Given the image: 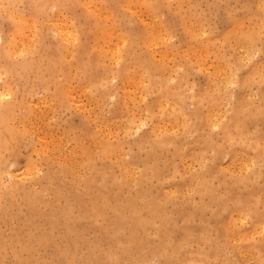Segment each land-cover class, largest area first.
Returning <instances> with one entry per match:
<instances>
[{
	"label": "rangeland",
	"instance_id": "obj_1",
	"mask_svg": "<svg viewBox=\"0 0 264 264\" xmlns=\"http://www.w3.org/2000/svg\"><path fill=\"white\" fill-rule=\"evenodd\" d=\"M137 1L140 2H138L139 5L137 4L136 6L138 8L135 9L136 10L135 13H133L134 10L128 13L125 10V8H123L127 4L122 5L123 6L122 10L128 13V15H130V13H133L135 15V16L133 15L134 20L130 18L132 23L133 22L143 23V21L144 22L146 21L145 22L146 24L147 23L152 24L153 21L151 22L150 20H152L153 16L151 14L150 16H148L146 15L147 13L145 14L139 11V8L140 10L142 9L141 6H143L144 0H137ZM25 2L26 0H20L17 3L19 10L25 8L26 6ZM148 2L149 0H146V3ZM168 2L169 0H163L164 3L163 5H166L165 3ZM170 2L169 4L166 5V7L162 6V8L159 10L160 13L159 12L157 13L158 17L156 16L155 17H156V22L157 23L161 22L164 25V27L167 29V31L170 33V35L166 36V38L167 37L169 38V41L166 38L165 41H167V43L171 45L173 49L179 48V51H182V53L185 54L183 55V59L180 61V65L182 68L178 70L177 72L178 74L176 73V75H174V73H172L171 78H174L175 76L180 77L181 75L186 76L184 77L185 80L182 78L183 80L181 82L183 86L182 89L183 98L181 99L182 101L180 104L184 116L187 117L186 121H189L187 122L188 129H184L186 131L183 132L182 130L183 128L181 127V125L178 124L177 125L178 127L172 125L174 126L175 129H178L179 132L181 131V133H179L175 129L169 131V133L171 132L169 135L167 134L168 132H166V135H164L163 137V139L165 140L164 143L162 141V143H157V144L155 142L156 137L160 135V133L161 135L162 133L165 134V132H157V136L153 139L152 138L153 134L151 135L150 133H148L150 126V123H148V121H146L145 124L143 123L145 127L141 125L138 130L132 129L129 130L130 132L126 131V134L125 131L122 130L119 131L113 130V132L115 131V133L113 134L116 135V136L114 135L115 139L121 143V148L124 149L123 151L122 149H120L123 152V155L122 152L119 151V156L122 155L123 157H126L123 158L124 160L123 159L122 160L128 162L131 166L137 168L135 169L134 167H132L133 172H135L133 179L134 182L135 181L136 182L135 183L133 182L134 184L130 183L131 186L128 185L130 187L128 188L126 187L125 189L121 190V188L119 187L120 181H117L119 179L121 180L120 170L118 169L116 171L117 169L116 167L110 169L111 161L110 162L97 161L96 162L97 164H95L94 166L96 167V169L98 168L97 170L94 169V171L97 173H94L92 180L94 181L96 180L98 183L100 181L99 185L101 186V188H99L100 186L97 185L98 183L96 181L91 182L92 184V189L90 193L91 199L88 198L87 202L95 204L98 207V210L97 212L91 210H89L88 212L87 210L83 209V205H82L84 203L82 200L83 188H81V185H78L79 178L77 176H79V174L82 172L80 171V167H78L79 166L78 162L79 160L81 161L80 159L81 157L79 156L78 152L74 153L75 151H78L76 146L77 144L81 145L80 147L82 148L87 143L85 140L79 141L77 143L75 141L77 140L81 129L86 125L84 123L86 122V118L88 117V120L90 119L89 120L91 123L90 126L94 125L93 124L94 120L91 119L94 113L97 115L99 114L98 117L101 118V120L108 118L109 116H107L108 114L106 113V111L108 110V108L115 106L116 100L114 98L107 99L106 101L107 109L99 111V108H95L93 105H91V103L88 102L86 97L82 93L78 92V89H76L77 84L76 82H74L72 83V85H74L72 86L73 100L71 99L70 109L61 110L60 111L61 113L60 112L58 113L59 117L58 115H56L55 117L56 124L55 123L53 124L49 119L52 117V115L47 110V105H48L47 103H49L48 96L46 97L45 93H43L41 90L36 88L37 91L35 90L33 93L35 96L33 95L32 98L31 97L28 98V102L30 101L33 107L36 109H40L41 112H45L46 109V113L48 115L50 114V117L46 113L44 114L47 115L48 117V118L46 117L48 119V123H46L47 119H45L46 121L44 120V122H42L43 120L31 121L33 127L32 130L35 135L33 140H31V142L33 143L34 141L40 140V141H44L45 143H47V145H49L48 146L49 150L60 149L61 150L60 154L57 153L55 155L60 162H62L65 159L70 160V156H71L72 162L70 163H72L71 166L75 169L74 171L75 178L73 182L72 179L68 178L69 185H67L68 183H64V182H60L59 184L57 182L59 189L60 190L63 189L62 195H64L65 197L61 195L57 200H53L54 198L52 197L53 196L52 193L49 192L46 194V192H44V195L42 193L41 196H44L43 198L45 199V202L44 204L38 207L37 211L34 214L33 220H34V224L36 225L34 227L32 226L33 228H27L24 225L26 220L32 214L30 208L26 209L28 207L26 200L23 201L20 199V197L17 194L16 196L14 194L17 203L15 204L16 207L14 208L15 210L13 209L10 220L4 218V220L0 221V264H95V263L96 264H149V263L150 264H185V263L186 264H218V263L219 264H253V262H255L254 264H264V259H262L264 258V255H262L264 254V237L262 236L264 235L260 234L257 236L255 234L256 235L255 237V235L253 234L254 236H252L251 239H247L248 236L246 238L244 237L246 236L247 233L249 234L251 232V223H253L255 220L254 215L264 213V164H262L264 163V161H262V159H264V152L261 151L262 149H264V147H261L262 145H264V82H262V80H264V0H170ZM176 2L180 4L176 5ZM168 5H170V7ZM145 15L147 17H145ZM186 24L188 25V27L190 26L187 29H186L187 27ZM194 26L196 29L201 28V30L197 29L195 34L191 33V31L189 30ZM0 29L3 31L2 32L0 30V36H2L3 33L5 34L6 32V25L3 22H1L0 24ZM252 30L254 31L256 36L253 35ZM244 32H246L245 35ZM250 32H251V36L253 35L252 38L251 37L249 38ZM236 38L237 40L239 38L242 40L241 41L239 39V43L241 44L238 43ZM242 38L250 39V41L247 40L246 43L244 42L245 43L244 44L243 43L244 40ZM256 40L259 42H256ZM201 42L202 44L200 45ZM223 43L226 45H224ZM253 43L255 44L254 46L252 45ZM242 46L244 47L246 46L245 49L244 47L242 48ZM250 46H253V48ZM191 47L194 48L192 49ZM198 47L199 48L201 47V49H199ZM249 47L252 48V51ZM246 48H248L249 50L248 49L246 50ZM182 49L183 50L186 49V50L183 51ZM255 49H257L258 51L256 52ZM253 50H255L254 53ZM196 52H198L197 54L200 55L198 56ZM246 53L248 54L250 53V54L247 55ZM196 55L198 56L197 58H195ZM199 58L201 60L198 61ZM177 60L178 58H176L175 60L176 63H178ZM187 62L191 66H189ZM169 64H171L170 61ZM208 64L210 65V67ZM215 64L217 65L220 64L218 66L219 68L216 67L217 65ZM221 64L223 65L222 67ZM203 65L205 68L203 67ZM225 65L226 67H228L227 65H229V67L226 68ZM224 68L226 73L229 72L231 69H233L234 71L231 70L230 72L231 73L234 72L235 74L232 73L231 75L232 83H230L229 85L228 83L227 84L225 83V80L222 81L225 84L223 85L224 91L222 94L225 96V98L221 103L222 106H220V109L219 108L217 109L220 110L219 112L221 116L219 115V112L216 110L217 113L216 116L217 115L219 116L217 117V119H218V124L220 126L219 129L213 131L211 130L210 126H205V125L200 126L199 124L197 125V120H200L203 114L205 116L208 109L206 106L207 103L205 104L204 107L202 106L198 107L196 104L195 97L199 96L200 91L206 84V81L208 79L207 77L210 74H214V72L216 73L218 71L219 73L222 74ZM220 70H222V72H220ZM180 71L182 72L185 71L186 73H180ZM223 74L222 76H224ZM176 79L174 78L173 81ZM216 79H226V78H216ZM247 79L249 82L247 81ZM110 83L112 86H115L116 83L118 84L119 82L112 80ZM128 91L131 94H133L131 88H129ZM41 93L43 95H41ZM44 94H45V98H44ZM203 103H205V101H203ZM222 108L224 109L223 113L221 111L223 110ZM225 111L228 114L224 113ZM102 112L105 113L103 114ZM238 115H240L241 117ZM222 119H224L225 121L224 120L222 121ZM228 119H230L231 122L227 121ZM168 124L165 123V126ZM233 124L237 126H234ZM48 126H51V128ZM197 126H200V128L197 129ZM224 127L228 129L225 130ZM161 128L163 129V127ZM208 129L211 131L209 132ZM172 132L174 134H172ZM175 132H178V134ZM239 133L242 136L239 135ZM37 134L39 139L36 136ZM124 134L126 136H124ZM226 134L227 135L229 134V137H226ZM237 135L239 137H237ZM123 136L125 138L127 137L125 141H124L125 138ZM207 136L208 138L210 137L211 140L210 138L206 139ZM36 138L38 140H36ZM228 138L230 139L229 141L231 142V144H229L230 142L228 141ZM68 139L69 142H66L68 141ZM232 140H235L236 142ZM246 140H252V141L249 142L247 141L248 143L247 145ZM239 142L241 144H239ZM242 142L244 143V145L242 144ZM255 142L257 143L254 145ZM66 143H68L69 145H67ZM124 143L126 144V146L124 145ZM144 143L146 145H144ZM167 144H169L170 147L167 146ZM234 144H236V146ZM58 145L61 148L58 147ZM56 146L58 148H56ZM149 146L151 147L150 148L151 151L148 149ZM20 147L21 148H19L17 152L14 153V155L12 156L13 158L11 160L13 161L12 166L15 163L14 166L11 168V174L12 173L13 174L12 175L10 174L11 176L5 175V177H3L2 184L0 185V195L2 194V197L4 193L3 190L5 189L9 190L10 183L14 182L15 179H18L19 176H21V174L24 172L27 160L29 159H32V161H38L35 162V164L38 165L37 166L38 171L41 170L40 172H38L39 173L38 178L42 177L41 179H43L44 177L43 179L44 181L41 179H36L38 181L27 180L28 181L27 182L25 180L26 183L24 184V187L26 190L31 189L38 193V191L40 190L43 191L45 189L46 187L45 185L49 182L48 181L49 178H56L55 177L56 173H53L55 163H53L52 166H51L52 162H48L49 164L42 163L41 158L38 157L41 160L39 161L36 155L31 153L29 144H25L24 146L22 145ZM64 148L66 150H64ZM69 149L71 150L74 149V152L73 150L69 151ZM70 152H72L73 154ZM234 152H236V154H234ZM239 152H241L240 153L241 156ZM59 155L62 157L60 158ZM257 157L258 159H255ZM242 158H245L246 160L250 159L249 160L250 163L247 164L246 166L243 165L241 167ZM259 159L261 160V162ZM230 162L232 163L235 162V163L231 164ZM16 163L18 166L16 165ZM38 163L42 166V168ZM185 163L188 164L189 166H187ZM244 166L245 168H243ZM50 168L53 169L51 170ZM134 169L137 171H135ZM227 169L229 170V172H227ZM239 169L241 170V172L244 170V172L241 173ZM247 170L248 172L245 173V171ZM138 171L140 173H138ZM191 172L192 174H190ZM103 174H107V176ZM116 174L119 175L120 177L117 176ZM189 174L192 175L193 178L190 177ZM198 174L200 175V177L197 176ZM50 175H54V177H51ZM97 176L99 177L97 178ZM116 177L117 179L116 181H114ZM201 179L204 180L206 179L207 183L206 181ZM45 180H47L48 182ZM198 180L200 181L198 182ZM69 181H71L72 183H70ZM190 182L193 184L191 185ZM198 183H199V187L197 188ZM61 184L63 185L62 186L63 188H61L60 186ZM42 186L44 189L42 188ZM95 186L97 187L96 189L94 188ZM134 186H135V190L133 188ZM78 188H80L79 189L80 191L78 190ZM129 188L130 189L133 188V189L130 190ZM187 188L188 190L186 191ZM101 189L102 190L104 189L105 191H102ZM127 189H129L128 192L125 191ZM106 191L109 192L107 193ZM178 191L179 193L182 194V196L181 194H178ZM64 192H66L67 194ZM201 192L202 195L200 194ZM144 193L146 194L144 195ZM170 195L173 200L170 199L171 198L169 197ZM144 196H147L144 200L145 202L141 201L142 199L141 197L144 198ZM163 198H165L166 201L163 200ZM68 199L69 201H71V202L68 201V203L70 204L66 202ZM100 200H101V206H100ZM162 200L163 202L164 201L165 202L163 203ZM63 202L68 204L67 206L70 209H68L66 204H64ZM208 202L210 203V205L208 204ZM126 203L133 204L135 206L134 208L137 209V212L141 213L140 214L142 218L141 221L136 220L133 216H131L133 212L130 213V210H128L130 216L128 214L125 215L119 214V212H121L120 210L121 205H124ZM246 203L248 204V207H245L244 209L237 208L241 204L245 205ZM157 205L160 206L158 207ZM42 207L44 208L43 210ZM100 207H102L103 209ZM145 207L146 209H144ZM151 208L153 209L151 210ZM245 209H250V211L248 210L249 213ZM162 210H164V213ZM106 211L107 212L109 211L108 212L109 214H106L107 213ZM161 211L163 215L160 214ZM154 212L155 214H153ZM229 212H231L232 214H230ZM239 212H241V214H239ZM243 213L247 215H244ZM41 216L43 219H41ZM97 216L100 217L97 218ZM241 216H242L241 219L242 221L240 220V222L244 223V221L246 220L250 222L246 221V223H244L243 226V223L239 222ZM87 217L90 218V220ZM227 217H229V219ZM244 217L246 218L245 220H243ZM231 218H233L234 220L233 219L231 220ZM64 219L66 220L68 219V220L66 221ZM168 219H169V223H168ZM88 220L91 222H89ZM94 220L97 221L95 222ZM109 226L110 228H108ZM23 229L24 230L26 229L27 233H25L26 230L24 231ZM43 229L46 231V233ZM223 230L225 234L223 233ZM235 230H238L239 233L236 231L235 234L234 233ZM48 231L51 233H49ZM146 232L148 233L146 234ZM242 232L245 233V235ZM20 233L22 234L25 233L28 235V237L23 238L20 235ZM113 233H115V235ZM70 234L73 236H71ZM94 235H96L97 237ZM68 236H69V241H68ZM231 236L233 238L235 236V238L233 239ZM170 239L172 240V242ZM254 239H255L254 244H251L253 243L251 241H253ZM239 240H241L240 243L241 242H245V243H241L238 245L237 243H239L238 242ZM183 243H185V245ZM222 243L225 245H223ZM187 245H189V247H187ZM169 247L171 249L170 253L168 250ZM250 247L253 249L247 250V248L250 249ZM254 248L257 249L258 251L254 250ZM252 251L255 252L253 253L254 257ZM247 253H249V255L251 253L252 256L250 257ZM165 256L167 259H165ZM213 257H215L214 260ZM221 259L222 262L220 261ZM163 260H165L166 262ZM189 261H192L193 263Z\"/></svg>",
	"mask_w": 264,
	"mask_h": 264
},
{
	"label": "bare ground",
	"instance_id": "obj_2",
	"mask_svg": "<svg viewBox=\"0 0 264 264\" xmlns=\"http://www.w3.org/2000/svg\"><path fill=\"white\" fill-rule=\"evenodd\" d=\"M19 1L20 0H0V24H1V22H3L6 25L5 34L3 33V35L0 36V185L2 184V180H3V177H5V175L11 176L13 174V173L11 174V168L14 166L15 163L12 166V162H13V161H11L13 159L12 156L14 155V153L17 152V150L19 148H21L20 146H22V145L24 146L25 144H29L31 153L35 154L37 158L40 157L42 161L39 158H38V160L41 161L42 163L52 162L51 166L53 163H55L53 173H56L55 174L56 178H49L48 177L49 180L48 179L47 180L49 182L47 180H45L48 183L46 185L44 184L46 186L45 189L42 186V188L44 189L43 191L40 190L37 193L36 191L31 190V189L26 190L24 187V184L26 183L25 180L26 181L27 180L28 181L29 180L38 181L36 179L42 178L41 176H40L41 178H38V174H39L38 172H40L41 171L40 169L42 168V166L38 163L41 166V168L39 167L40 171H38V167H37L38 165L35 164V162H38V161H32V159L27 160L25 170L21 174V176H19V178L17 177L18 179H15L14 182L10 183V185H9L10 188L7 187V188H9V190L8 189L3 190V192H4L3 197H2V194L0 195V198H1L0 199L1 200L0 201V221L4 220V218L10 220V218L12 216L13 209L16 207L15 204L17 202L15 199V196L17 194L21 200H23V201L26 200L27 205H28V207L26 209L30 208L31 213L33 214V215L31 214V216L26 220L24 225L27 228H33L36 225V224H34V220H33L34 214L37 211L38 207L40 205L44 204V202H45V199L43 198L44 196H41L42 193L44 195V192H46V194L50 192L53 195L52 196L54 198L53 200H57L62 195V190H63V189H61V190L59 189L57 182H58V184L60 182L68 183V180H69L68 178L72 179V182H73L74 178H75V176H74L75 169L71 166L72 163H70V162H72L71 156H70V160L65 159L62 162H60L55 155L57 153L60 154L61 150L60 149L49 150V148H48L49 145H47V143H45L44 141L38 140L39 139L38 134L36 135L38 138V139L36 138V140H38V141H34L33 143L31 142V140H33V138L35 136L33 133V130H32L33 127H32L31 121L43 120L42 122H44V120L48 118L47 117L48 114L46 113V109H45V112H41L40 109L34 108L30 101L28 102V98H30V97L32 98V96L34 95L33 93L36 90V88H38L43 93H45L46 97L48 96V102L49 103H47L48 105L47 104L46 105H47L48 112L51 113V115H52V117L49 119L53 124L55 123L56 115H58V113L61 110L70 109L71 99L73 98L72 97V95H73L72 94L73 93L72 86H74V85H72V83H74V82H76V84H77L76 89H78V92L82 93L86 97L88 102L91 103V105H93L95 108H99V111L107 109L106 108L107 107L106 106L107 99L114 98L116 100L115 106L108 108V110L106 111V113L108 114L107 116H109L108 118L101 120V118L98 117L99 114L98 115L95 113H94V115L92 114L93 116L91 119H93L94 121L93 120H91V121H93V124H94L93 126H90V124H91L89 121L90 119L88 120V117L86 118V122H84L86 125H85V127H83L81 129L79 136L75 142L77 143L79 141L85 140L87 144L85 145V142H84L85 146L82 148L80 147L81 145L77 144L76 146H77L78 151L74 152V149H72L74 153L78 152L79 156L81 157L80 158L81 161L79 160V162H78L79 163L78 167H80V171H82V172L81 173L79 172L80 174H79V176H77L79 178L78 179L79 184L78 183L77 184L81 185V188H83V192H82V196H83L82 200L84 202L82 204L83 209L87 210L88 212H89V210L97 212L98 207L93 203L87 202L88 198L91 199L90 198V195H91L90 193H91V189H92L91 182L94 181V180H92L94 173H97L94 171V169H96V167H94V166H95V164H97L96 163L97 161L98 162L99 161L100 162L101 161H109V162L111 161L110 162V169H113L114 167H116L117 168L116 171L118 169L120 170L121 180L119 179L117 181H120L119 187L121 188V190L125 189L126 187L127 188L130 187L131 186L130 183L132 184L134 182L133 178H134L135 172H133V168H132L134 166H131L128 162L123 161L124 160L123 158H126V157L122 156L123 155L122 151L124 149L121 148V143L115 139L116 135L113 134V133H115V131L113 132V130H118V131L122 130V131H125V134H126V131L130 132L129 130H132V129L138 130L141 125L144 126L143 123L145 124L146 121H148V123H150L148 133H150L151 135L153 134L152 135L153 139L157 136V132H165V134L162 133V135L160 133L161 137H160V135H158L159 138H158V136L156 137L155 142L157 144V143H162V141L164 143L165 140L163 139V137H164V135H166V132H168L167 134L169 135L171 133V132L169 133V131H172L173 129H175L174 126H172V125H175L176 127H178L177 126L178 124L181 125V127L183 128L182 129L183 132L186 131L184 129H188V123L187 122H189V121H186L187 117L184 116L183 111L181 109V104H180L182 101L181 99L183 98V92H182L183 86H182L181 82L184 79V77H186V76H183V75H181L180 77L175 76L174 78L175 79L177 78V79L174 81H173L174 78H171L172 73H174V75H176L178 70L182 68L180 65V61L183 59V55H185V54H183L182 51H179V48L173 49L171 47V45H169L167 43V41H165L166 36L170 35V33L167 31V29L164 27V25L161 22L160 23L156 22V17H158L157 13L162 8V6L166 7V5L169 4L170 0L168 3H165L166 5H163L164 4L163 0H149L148 3H146V0H144V4H143V6H141L142 9L140 10V8H139V11H141V13H145V14L147 13L146 15H148V16H150V14H151L153 16V17L151 16L152 20H150L151 22L153 21L152 24L151 23L146 24L145 23L146 21L144 22L143 18H142L143 23L142 22H137V23L133 22L132 23V21L130 20V18L132 20H134L133 19V15H134L133 13H135V11H136L135 9L138 8L136 6H137L138 2H140L137 0H26V2H25L26 6L24 9H22V7H21L22 10L18 9L17 3ZM23 4H24V2H23ZM123 4H127L126 6H128V7H126V6L123 7L122 6ZM177 4H180V3L176 2V5ZM168 6L170 7V5H168ZM122 7L125 8V10L128 13L133 11V10L134 11H133V13H130V15H128V13H126L124 10H122ZM190 8H192V7H190ZM146 15H145V17H147ZM138 18H140V17H138ZM189 27L187 25L186 29ZM197 29H199V28H197ZM197 29L194 26V27L190 28L189 31H191V33L195 34ZM199 30H201V28ZM245 33L246 32H244V35H245ZM252 33H253V35H255L254 31ZM253 35L251 36V32H250L249 38L250 37L252 38ZM166 39H168V41H169L168 37ZM239 39L237 40V38H236L238 43H239ZM242 39L244 40L243 43L244 42L246 43L247 40L250 41V39H245V38H242ZM256 42H259V41L256 40ZM201 44H202V42L200 43V45ZM239 44H241V43H239ZM247 44H248V42H247ZM224 45H226V44H224ZM252 45L254 46L255 44L253 43ZM189 46H190V43H189ZM189 46H188V48H189ZM253 46H250V47L253 48ZM243 47L244 46H242V48ZM245 47H244V49H245ZM252 48H250L251 51H252ZM199 49H201V47ZM247 49L248 48H246V50ZM185 50H183V51H185ZM189 50H190V48H189ZM255 50H256V52L258 51L257 49H255ZM255 50H253V53L255 52ZM223 51H225V50H223ZM247 52H249V51H247ZM197 53L198 52H196V54ZM243 53H241V54H243ZM246 54L249 55L250 53L249 54L246 53ZM197 55L195 58H197L200 54L198 56ZM191 56H193V55H191ZM200 57H202V56H200ZM176 58H178V60H177L178 63H176V61H175ZM227 59H229V58H227ZM227 59H225V60H227ZM199 60H201V59L199 58L198 61ZM169 61L171 62V64H169ZM185 63H186V60H185ZM187 64H188V62H187ZM222 64H221V67L224 65V64L223 65ZM215 65H217V64H215ZM219 65H217L216 67H218ZM189 66H191V65H189ZM227 66L229 67V65H227ZM203 67H204V65H203ZM209 67H210V65H209ZM225 67H226V65H225ZM228 67H226V68H228ZM231 70H233V69H231ZM214 71H217V70H214ZM230 71L226 73L225 68H224L223 72H222V70H220V72H222V74L224 73L223 74L224 76H222V74L219 73V71L216 73L214 72V74H210L208 77L206 76L208 78L206 81V84L204 85V87L200 91L199 96H197L195 98H196V104L198 107H201V106L204 107L205 104L207 103L206 106H207L208 110H207L205 116L203 114V116L200 118V120H197V125L199 124L200 126H204V125L210 126L211 130H213V131L219 129L220 125L218 124V119H217V117H219V116L218 115L216 116V114H217L216 110L218 108L220 109V106H222L221 103H222L223 99L225 98V96L222 95L223 91H224L223 85H225L224 82H222V81L225 80V83L226 84L228 83V85L230 83H232L231 82L232 81L231 75L234 72L231 73ZM180 73H186V72L180 71ZM195 73H197V72H195ZM212 73H213V71H212ZM248 75H250V74H248ZM216 78H226V79H216ZM253 79H254V77H253ZM112 80H114L116 82L118 81L119 83L118 84L116 83L115 86H112L110 83ZM247 81H248V79H247ZM186 82H187V80H186ZM262 82H264V80H262ZM250 84H252V83H250ZM129 88L132 89L133 94H131L128 91ZM236 88H237V86H236ZM45 94H44V98H45ZM41 95H43V94L41 93ZM260 100H262V99H260ZM203 101H205V103H203ZM197 106H195V107H197ZM188 109H190V108H188ZM246 109H247V107H246ZM217 111L219 112L220 110H217ZM221 111L223 113L224 109ZM230 111H231V109H230ZM258 111H260V110H258ZM232 112H233V109H232ZM45 113L47 115H44ZM224 113H226V111ZM226 114H228V113H226ZM219 115H220V112H219ZM48 116L50 117V114ZM238 116H240V115H238ZM58 117H59V115H58ZM245 118H246V116H245ZM188 120H189V118H188ZM223 120L224 119H222V121ZM227 121H230V119H228ZM46 123H48V119H47ZM165 123L166 124L169 123L168 125H166L167 128L165 126ZM219 123H220V121H219ZM162 125H164L165 128ZM200 126H197V129H199ZM225 126H226V124H225ZM234 126H237V125H234ZM48 127L51 128V126H48ZM52 127H54V126H52ZM161 127H163V129ZM227 129L228 128H225V130H227ZM232 129H233V127H232ZM175 130L178 131V129H175ZM211 130H209V132ZM233 131H234V129H233ZM178 132H175V133L178 134ZM183 132H182V134H183ZM179 133H181V131ZM125 134H124V136H126ZM172 134H174V133L172 132ZM239 135H241V134L239 133ZM45 137H46V135H45ZM173 137H175V136H173ZM177 137H179V136H177ZM226 137H229V134L228 135L226 134ZM237 137H239V136L237 135ZM66 138H68V137H66ZM207 138H208V136L206 137V139ZM231 138H233V137H231ZM43 139H44V137H43ZM118 139H120V138H118ZM126 139H127V137L124 139V141ZM245 139H246V137H245ZM210 140H211V138H210ZM229 140L230 139L228 138V141ZM232 141H235V140H232ZM247 141L249 142L252 140H246V143H247ZM48 142H49V140H48ZM66 142H69V139ZM256 143L257 142H255L254 145ZM66 144L69 145L68 143H66ZM169 144H167V146L170 147ZM229 144H231V142ZM239 144H241V143L239 142ZM242 144L244 145L243 142H242ZM59 145H58V147L61 146V145L60 146ZM124 145L126 146L125 143H124ZM144 145H146V144L144 143ZM234 145L236 146V144H234ZM247 145H248V143H247ZM254 145H252V146H254ZM50 146H51V144H50ZM142 146H143V144H142ZM58 147L56 146V148H58ZM261 147H264V145H262ZM150 148L151 147L149 146L148 149L150 150ZM120 149H122V151ZM228 149H229V147H228ZM254 149H255V147H254ZM64 150H66V149L64 148ZM72 150L69 149V151H72ZM75 150H76V148H75ZM119 151L122 152V155H121L122 157L119 156ZM261 151L264 152V149H262ZM179 152H181V151H179ZM236 152H234V154H236ZM70 153H72V152H70ZM240 153L241 152H239V154ZM66 154H67V151H66ZM242 155H243V153H242ZM240 156H241V154H240ZM261 156H262V154H261ZM59 157L61 158L62 156L59 155ZM255 159H258V157ZM132 160H135V159H132ZM249 160L242 158L241 167L243 165L246 166L247 164H249L250 163ZM262 161H264V159H262ZM14 162H17V161H14ZM256 162H257V160H256ZM260 162H261V160H260ZM149 163H151V162H149ZM230 163L234 164L235 162L234 163L230 162ZM237 163H238V161H237ZM262 164H264V163H262ZM16 165H17V163H16ZM186 165L189 166L188 164H186ZM253 165H256V164H253ZM245 166L243 168H245ZM241 167H240V169H241ZM248 167H247V169H248ZM134 168L137 169L136 167H134ZM250 168H251V165H250ZM184 169H185V167H184ZM187 170H188V168H187ZM135 171H137V170H135ZM47 172H48V170H47ZM227 172H229L228 169H227ZM240 172H241V170H240ZM242 172H244V170ZM246 172H248V170L245 171V173ZM20 173H21V171H20ZM138 173H140V172L138 171ZM147 173H146V175H147ZM51 174H52V172H51ZM150 174H151V171H150ZM190 174H192V172ZM195 174H197V173H195ZM42 175H43V173H42ZM95 175H97V174H95ZM103 175L107 176V174H103ZM50 176L54 177V175H50ZM117 176H119V175H117ZM148 176H149V174H148ZM197 176L200 177L199 174ZM98 177L99 176H97V178ZM103 177H105V176H103ZM103 177H101V178H103ZM135 177H137V176H135ZM190 177H192V175H190ZM43 179H44V177H43ZM43 179H41V180H43ZM116 179H117V177L115 178L114 181H116ZM22 180H23V182H22ZM99 180H100V178H99ZM135 180H137V179H135ZM201 180H204V179H201ZM65 181H67V182H65ZM192 181H193V179H192ZM199 181L200 180H198V182ZM204 181H206V183H207L206 179ZM69 182L72 183L71 181H69ZM202 182H200V183H202ZM99 184H100V181L97 185H99ZM190 184L192 185L193 183L190 182ZM67 185H69V183ZM78 185H77V187H78ZM94 185H95V183H94ZM128 185H130V186H128ZM60 186H61V188H63L62 184ZM143 186H144V184H143ZM110 187H111V185H110ZM198 187H199V183H198L197 188ZM94 188L96 189L97 187L95 186ZM99 188H101V186ZM133 188L135 190V186ZM197 188H195V189H197ZM79 189L80 188H78V190ZM129 189H127L125 191L128 192ZM132 189H130V190H132ZM187 190H188V188L186 189V191ZM102 191H105V190L103 189ZM166 191H165V193H166ZM176 191H177V189H176ZM179 191H178V194H181V193H179ZM182 191H183V189H182ZM114 192H116V191H114ZM132 192H134V191H132ZM174 192H175V190H174ZM188 192H187V194H188ZM64 193H66V192H64ZM183 193H185V192H183ZM203 193H204V190H203ZM14 194H15V196H14ZM131 194H133V193H131ZM145 194L146 193H144V195ZM200 194L202 195V192ZM128 195H130V194H128ZM135 195H133V196H135ZM47 196H49V195H47ZM62 196H64V195H62ZM181 196H182V194H181ZM146 197L147 196H144V198L141 197L143 199V200L141 199V201H144ZM169 197H171V195ZM174 197H175V194H174ZM102 198H101V200H102ZM165 198H166V196H165ZM165 198H163V200H165ZM216 198H218V197H216ZM139 199H137V200H139ZM167 199H168V197H167ZM170 199H172V197ZM258 199H259V197H258ZM101 200H100V206H101ZM114 200H115V198H114ZM163 200H162V202H163ZM68 201H69V199L66 202L68 203ZM103 201H105V200H103ZM69 202H71V201H69ZM193 202H195V201H193ZM198 202H199V200H198ZM21 203H22V201H21ZM64 204H66V203H64ZM68 204H70V203H68ZM68 204H66V206ZM208 204L210 205L209 202H208ZM137 205H138V203H137ZM134 207L135 206L133 204L126 203L124 205H121V207H120L121 212H119V211H117V212H119L120 215L128 214L130 216V214L128 212V210H130V213L133 212L131 216H133L136 220L141 221L142 220L141 215H140L141 213H138L137 209ZM236 207H237V205H236ZM245 207H248L247 203L245 205L241 204L237 208H243L244 209ZM54 208H56V207H54ZM67 208L70 209L68 206H67ZM100 208H102V207H100ZM43 209L44 208L42 207V210ZM139 209H140V206H139ZM144 209H146V207ZM152 209L153 208H151V210ZM245 210L250 211V209H245ZM162 211L164 213V210H162ZM162 211L160 214H162ZM249 211H248V213H249ZM103 212H104V210H103ZM108 212L106 214H109ZM155 212L153 214H155ZM40 213H41V211H40ZM229 213L232 214L231 212H229ZM230 214H229V216H230ZM239 214H241V212H239ZM243 214L247 215L245 213H243ZM234 215H236V214H234ZM100 216H97V218ZM242 216L239 219V222L242 219ZM26 217H28V216H26ZM245 217L243 220L246 219ZM48 218H50V217H48ZM95 218H96V216H95ZM227 218L229 219V217H227ZM254 218H255L254 222L251 223V232L249 234L247 233L246 236H244L245 238L247 236L250 237V238L247 237V239H251V237L254 236L255 234L257 236L260 234L264 235V213L255 214ZM36 219H38V218H36ZM41 219H43L42 216H41ZM88 219L90 220V218H88ZM92 219H94V218H92ZM232 219L233 218H231V220ZM237 219H238V217H237ZM64 220H66V219H64ZM246 221H244V223H246ZM89 222H91V221H89ZM247 222H250V221H247ZM168 223H169V219H168ZM185 223H186V221H185ZM232 223H234V222H232ZM240 223H243V222H240ZM244 223H243V226H244ZM7 224H9V223H7ZM170 225H172V224H170ZM42 227H43V225H42ZM108 228H110V226ZM45 230H46V228H45ZM105 230H106V228H105ZM238 230H235L234 233L236 231L239 233ZM71 231H72V229H71ZM118 231H120V230H118ZM84 232H86V231H84ZM25 233H27V230L25 231ZM25 233L24 234L20 233V235L23 238H27L28 235ZM45 233H46V231H45ZM49 233H51V232H49ZM115 233H118V232H115ZM115 233H113V234L115 235ZM147 233L148 232H146V234ZM223 233H224V230H223ZM243 234L245 235V233H243ZM197 235H198V233H197ZM256 235H255V237H256ZM71 236H73V235H71ZM74 236H75V234H74ZM94 236H96V235H94ZM225 237H226V235H225ZM262 237H264V236H262ZM186 238H189V237H186ZM234 238H235V236H234ZM68 241H69V236H68ZM88 241H89V239H88ZM240 241L241 240L238 241L239 242V243H237L238 245L241 243H245V242L240 243ZM171 242H172V240H171ZM251 242H253L251 244H254L255 239ZM99 243H100V241H99ZM169 243H170V241H169ZM183 244L185 245V243H183ZM223 245H225V244H223ZM227 245H229V244H227ZM232 246H234V245H232ZM187 247H189V245H187ZM181 249H183V248H181ZM252 249L253 248H251V247H250V249L247 248V250H252ZM168 250L170 253V250H171L170 247ZM254 250H257V249L254 248ZM97 253H99V252H97ZM253 253H255V252L252 251V254ZM221 254H223V253H221ZM245 254H246V252H245ZM247 254L249 255V253H247ZM262 255H264V254H262ZM249 256L250 257L252 256L251 253ZM158 257H160V256H158ZM253 257H254V254H253ZM169 258H168V261H169ZM214 258L215 257H213V260H214ZM255 258H258V257H255ZM165 259H167L166 256H165ZM262 259H264V258H262ZM163 261H165V260H163ZM220 261L222 262V259ZM126 262H128V261H126ZM189 262H192V261H189ZM216 262H217V260H216ZM254 263L255 262H253V264Z\"/></svg>",
	"mask_w": 264,
	"mask_h": 264
}]
</instances>
